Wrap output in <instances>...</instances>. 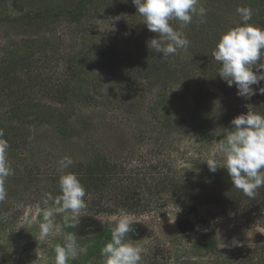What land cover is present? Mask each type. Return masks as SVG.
Returning <instances> with one entry per match:
<instances>
[{
	"label": "trees",
	"instance_id": "trees-1",
	"mask_svg": "<svg viewBox=\"0 0 264 264\" xmlns=\"http://www.w3.org/2000/svg\"><path fill=\"white\" fill-rule=\"evenodd\" d=\"M11 1L18 0H0V8ZM24 1L31 5L26 11L13 17L0 15V22L9 27H39L44 36L0 51V139L9 145L6 159L13 170L4 182L5 190L12 191L4 201L12 195L28 203L27 199L31 197L30 203L38 208V213L37 221L27 230L18 229L14 217L8 219L0 213V264H27L40 250L44 253L54 251L57 245L64 244L66 234H74L75 228L62 215L59 231L38 244L41 242L39 231L34 227L43 222L45 211L52 206V201L44 203L46 194L54 198L60 196L59 177L64 174L58 170L61 158L49 160L54 154L42 148L43 143L35 134L40 127L52 128L61 142L82 143L80 159L64 170L75 173L86 190L82 217L114 216L122 212L143 216L149 213L148 207L155 202V197L166 192L178 197L188 213L198 207H211V218L218 221L233 220L238 226L264 228V187L258 189L254 198H249L232 185L224 168H218L215 173L207 171L195 178L180 177L170 168L146 175L142 172L147 171V166L139 170L134 166L124 167L118 157L73 126L78 111L113 96L116 82H120L122 90L132 94L156 90L155 106L161 108L164 127L171 129L165 94L173 86L191 79L195 71L220 79L219 65L212 52L226 29L216 16L211 17L213 11L237 12L238 8L247 7L253 13L249 23L264 28V0H207L215 8L206 12L203 22L196 15L183 28L178 20L170 21V25L182 31L190 43L186 49L167 58L147 47V42L158 34L147 29L132 0ZM99 24H112L115 36L119 35V29L130 32L135 50L127 55L114 50L117 45L114 47L109 42L107 37L110 35L96 31ZM98 56L108 61L110 67L108 89L93 69L92 58ZM260 84L264 85V81ZM249 104L251 112L264 116L263 101ZM191 123L199 137L213 138V117L202 105L195 106ZM156 134L159 136L160 132ZM153 162L160 167L157 161ZM154 216L161 217L159 214ZM88 239L90 243L85 254L78 255L68 264L90 261L102 264L101 248L111 240V228L96 226ZM79 243L84 242L77 240ZM195 248L212 255L215 261L212 264L246 263V253L240 252L225 256V261L217 259V239L209 229L201 232ZM155 258L154 253L148 256V260ZM148 260L142 264H149Z\"/></svg>",
	"mask_w": 264,
	"mask_h": 264
},
{
	"label": "rangeland",
	"instance_id": "rangeland-1",
	"mask_svg": "<svg viewBox=\"0 0 264 264\" xmlns=\"http://www.w3.org/2000/svg\"><path fill=\"white\" fill-rule=\"evenodd\" d=\"M200 2V6H203L206 12L215 8L207 0ZM30 6L24 0L11 1L0 8V15L13 17L26 11ZM216 10L211 17L216 16L215 19L218 18L226 31L241 22L237 12L221 9L216 12ZM113 28L112 24L103 26L99 24L96 26V31L104 32L105 36L109 34L110 36L107 37L110 38L109 42L113 43L114 47L117 45L114 50L121 51L120 54L127 55L133 52L135 42L130 32L119 29V35L115 36L112 33ZM42 36L44 33L39 27L27 25L9 27L0 22V51L3 48L18 47L22 43ZM91 62L94 72L100 76L108 89L110 78L108 61L98 56L92 58ZM253 87H264V85H253ZM122 89L120 82H116L114 95L102 99L99 104L91 108L78 111L73 126L91 136L99 146L118 157L124 167L134 166L139 170L147 166V171L142 172L146 175L170 168L180 177L195 178L209 171L206 163L209 159H215L218 166L222 167L223 157L216 152V147L233 127L232 119L246 114L248 110L251 111L249 102L259 100L264 102V94L257 92L250 99H245L237 95L235 85L229 87L221 78L212 79L207 74L203 75L195 71L191 79L173 86L171 91L165 94L168 100L166 108L171 116L170 129L164 127L161 108L155 106L158 100L156 90L151 93L132 94ZM198 96H201V99ZM197 104L202 105L213 117V138L210 140L199 137L193 130L191 116ZM159 132L160 135L157 136L156 133ZM35 134L43 143L42 148L54 154L49 160L53 161L55 157L62 159L66 156L71 157L73 161L80 159L81 142H61L56 139L54 130L48 127L37 128ZM44 159L45 156L42 161ZM153 161H157L160 167L155 166ZM10 192L11 189L6 190L7 194ZM27 202L23 203L22 200H17L11 195L8 201H0L1 216L8 219L14 217L16 227L27 230L37 221L36 213H38L36 211L38 208L30 203L31 197ZM148 210L149 213L143 216L131 215L137 222L132 226L133 231L128 234L129 238L143 250L140 264L148 260L149 254L152 253L156 258L149 259V264H212L215 262L212 255L204 254L195 248V241L204 229H209L217 239L219 248L216 253L217 259L225 261V256L230 254L234 256L240 252L242 255L246 253L244 264H264L262 248L264 228L258 225L246 227L238 226L233 220L218 221L216 218H211V207H198L196 211L188 213L178 197L168 195L166 192L158 194ZM155 214L161 217L156 218ZM118 216L81 217L74 229L76 239L84 242L78 244L82 249L78 255L85 254V248L90 243L88 238L92 236L96 226L112 228L115 223L114 218ZM52 219L54 227L49 237L57 233V228L60 229L62 214H57ZM43 223L45 219L38 223V227L37 225L34 227L37 232L39 231V235ZM42 243L44 241L38 244ZM47 252L40 250L38 255L32 257L27 264H55L54 251Z\"/></svg>",
	"mask_w": 264,
	"mask_h": 264
},
{
	"label": "clouds",
	"instance_id": "clouds-1",
	"mask_svg": "<svg viewBox=\"0 0 264 264\" xmlns=\"http://www.w3.org/2000/svg\"><path fill=\"white\" fill-rule=\"evenodd\" d=\"M132 3L144 18L147 29L158 34L147 42V47L162 58L175 55L190 43L170 21L178 20L183 28L192 22L194 15L201 17V22L206 15L200 0H132ZM237 13L241 22L221 34L212 56L219 65V77L229 87L235 85L238 96L250 99L257 92L264 94V87H253L264 81V28L249 23L253 15L250 8L240 7ZM231 124L233 127L216 147V152L223 157V166H218L215 159L206 163L213 173L218 168L226 169L232 185L254 198L258 189L264 187V116L248 110L233 118ZM8 147L7 141L0 139V201L7 195L4 182L13 174L6 159ZM72 163V158L67 156L58 161V170L64 173L59 177L61 194L56 198L46 194L44 203L52 201V206L44 213L45 223L41 224L39 235L41 242L53 232L55 215H64L75 228L86 207L84 186L75 173L64 172ZM114 220L111 240L101 248L102 264H140L143 250L128 236L137 220L123 212ZM64 240L63 245L55 247V264H68L82 251L75 234H66Z\"/></svg>",
	"mask_w": 264,
	"mask_h": 264
}]
</instances>
